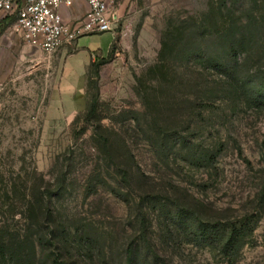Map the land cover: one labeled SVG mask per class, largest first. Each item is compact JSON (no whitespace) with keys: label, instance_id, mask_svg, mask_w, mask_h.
<instances>
[{"label":"rangeland","instance_id":"374dc122","mask_svg":"<svg viewBox=\"0 0 264 264\" xmlns=\"http://www.w3.org/2000/svg\"><path fill=\"white\" fill-rule=\"evenodd\" d=\"M111 3L51 54L0 17V264H264V0Z\"/></svg>","mask_w":264,"mask_h":264},{"label":"built area","instance_id":"2783aa9c","mask_svg":"<svg viewBox=\"0 0 264 264\" xmlns=\"http://www.w3.org/2000/svg\"><path fill=\"white\" fill-rule=\"evenodd\" d=\"M86 4L80 19L68 23L65 10ZM0 17L29 47L51 54L87 34L113 31L119 15L111 0H0Z\"/></svg>","mask_w":264,"mask_h":264},{"label":"trees","instance_id":"16d2710c","mask_svg":"<svg viewBox=\"0 0 264 264\" xmlns=\"http://www.w3.org/2000/svg\"><path fill=\"white\" fill-rule=\"evenodd\" d=\"M94 111V106H91L90 112ZM244 223H241L238 227H232L230 229V235L227 238V240H225V242H223V249L224 251H229L231 249H234L233 246L234 244L237 242V240L241 237L242 234V230L244 229ZM216 226V225H214ZM65 264H67L65 262Z\"/></svg>","mask_w":264,"mask_h":264},{"label":"crops","instance_id":"0c3cea01","mask_svg":"<svg viewBox=\"0 0 264 264\" xmlns=\"http://www.w3.org/2000/svg\"><path fill=\"white\" fill-rule=\"evenodd\" d=\"M79 3H82V2H79ZM83 3H84V2H83ZM70 9H71V8H70ZM70 9H69V10H70ZM67 10H68V9H67ZM65 11H66V10H65ZM66 12H67V11H66ZM4 22H5V23H9V22H10L9 24L11 25V20H10V19L4 20ZM80 53H81V55H82V56H81L82 58H85V55L88 56V50H84V49H80V48H78V52H77L76 54H74L73 56H76V57H77V55L80 54ZM81 57H79L78 59H82ZM78 59H76V60H78ZM76 60H75V61H76Z\"/></svg>","mask_w":264,"mask_h":264}]
</instances>
